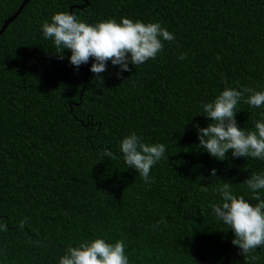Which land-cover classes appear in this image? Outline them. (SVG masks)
Listing matches in <instances>:
<instances>
[{"label": "trees", "instance_id": "16d2710c", "mask_svg": "<svg viewBox=\"0 0 264 264\" xmlns=\"http://www.w3.org/2000/svg\"><path fill=\"white\" fill-rule=\"evenodd\" d=\"M23 1L0 0V28ZM71 6L89 23L158 21L175 39L122 76L109 62L100 83L91 58L76 68L42 36V22ZM226 86L264 87V0H28L0 33V264H56L96 237L122 239L130 264H264V248L245 259L209 208L224 181L250 199L242 182L264 170L198 147L194 125L210 122L200 106ZM247 95L236 120L251 129L264 106ZM132 131L166 145L150 184L118 151Z\"/></svg>", "mask_w": 264, "mask_h": 264}, {"label": "clouds", "instance_id": "9594fccd", "mask_svg": "<svg viewBox=\"0 0 264 264\" xmlns=\"http://www.w3.org/2000/svg\"><path fill=\"white\" fill-rule=\"evenodd\" d=\"M44 39H50L55 52L70 50L68 61L78 68L89 62L90 72L100 83V74L110 62L117 67V76L136 68L148 60L155 59L163 50L164 41H173L175 35L158 21L144 22L127 16L102 19L89 23L67 11L54 12L50 20L41 24ZM186 53L178 59L183 60ZM248 93L244 102L250 107L264 106V87L237 89L224 87L214 98L201 104L199 113L210 119L207 126L195 123L198 147L217 160H224L231 150L232 157L258 158L264 160V112L261 119L254 121L251 129L241 127L236 120L238 103ZM118 151L124 163L135 169L145 184L151 183L150 170L165 155L164 143H146L135 132L125 135L118 144ZM105 157L112 158L113 152L105 147ZM210 176H217V169L210 170ZM251 192V198L232 191L231 182L218 183L214 191L219 199L210 202L209 208L217 221L231 229V243L238 246L245 259L259 248H264V170L253 172L242 182ZM159 223V222H158ZM0 230L6 225L0 224ZM122 239L108 242L103 237L81 240L75 246L68 245L56 264H130Z\"/></svg>", "mask_w": 264, "mask_h": 264}, {"label": "water", "instance_id": "95a60500", "mask_svg": "<svg viewBox=\"0 0 264 264\" xmlns=\"http://www.w3.org/2000/svg\"><path fill=\"white\" fill-rule=\"evenodd\" d=\"M27 2H28V0H24L23 3L21 4V6L18 8V10L14 14H12L9 18H7V20H5L4 24L0 28V33H2L7 28V26L20 14V12L22 11L23 7L25 6V4ZM86 2H87V0H86ZM73 7L74 6L70 7L72 14H73V11H72ZM81 7H83V6H81Z\"/></svg>", "mask_w": 264, "mask_h": 264}]
</instances>
